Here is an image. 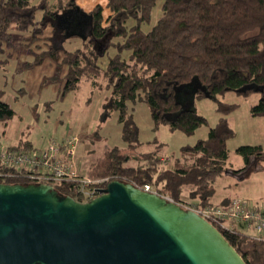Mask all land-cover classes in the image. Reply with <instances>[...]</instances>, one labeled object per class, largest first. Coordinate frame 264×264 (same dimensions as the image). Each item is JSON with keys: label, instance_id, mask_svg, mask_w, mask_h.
<instances>
[{"label": "trees", "instance_id": "16d2710c", "mask_svg": "<svg viewBox=\"0 0 264 264\" xmlns=\"http://www.w3.org/2000/svg\"><path fill=\"white\" fill-rule=\"evenodd\" d=\"M160 1L162 13L150 29L145 30L143 25L151 22L159 0H107V15L102 4L91 11L93 22L82 46L66 50L63 44L68 38L57 29L56 36L62 45L46 51L58 59L63 50L66 90L78 88L83 79L91 80L96 86V79L102 75L111 92L106 99V112L109 116L114 109L118 110L126 147H108L92 163L87 172L89 177H108L110 181L118 179L136 186L154 183L176 202L187 203L186 198H190L202 205L217 204L213 198L219 177L229 172L247 176L263 168L261 144L240 145L237 150L245 166L227 167L228 140L235 135L228 116L238 105L217 96L228 91L244 95L256 92L261 99L252 105L251 112L264 117V0ZM75 2L0 0V50L5 43L13 46L14 31H29L34 36L42 32L50 19L76 6ZM112 46L117 52L103 67L100 58ZM125 52L127 57H124ZM7 61L5 59V63ZM195 77L206 87L209 96L217 100L219 121L210 128L206 138L182 147L181 157L164 164L167 161L164 162V156L159 153L162 144L149 152L140 149V128L130 103L148 104L156 127L165 124L172 130L193 134L207 124L208 119L193 106L184 108L177 100V88ZM250 85L252 89L240 91ZM255 87L262 91H256ZM206 92L199 90L196 97H206ZM2 94L3 91L0 98ZM15 113L8 102L0 99V121L11 119ZM9 147L31 149L35 144L27 141ZM129 150L136 152L131 155ZM130 161L135 163L129 164ZM28 174L25 168L0 165V183H37ZM54 186L61 195L76 199V181L63 179ZM230 200H222V205ZM219 230L247 264H264V241L246 232Z\"/></svg>", "mask_w": 264, "mask_h": 264}, {"label": "water", "instance_id": "95a60500", "mask_svg": "<svg viewBox=\"0 0 264 264\" xmlns=\"http://www.w3.org/2000/svg\"><path fill=\"white\" fill-rule=\"evenodd\" d=\"M79 8L69 7L60 20L70 21L72 31L66 37L87 38L85 29L92 25L93 14ZM199 90L206 92V87L197 77L182 84L178 102L184 108L194 106ZM181 94L187 96L185 102ZM0 264L247 262L198 212L114 179L87 202L61 195L50 183H0Z\"/></svg>", "mask_w": 264, "mask_h": 264}, {"label": "rangeland", "instance_id": "374dc122", "mask_svg": "<svg viewBox=\"0 0 264 264\" xmlns=\"http://www.w3.org/2000/svg\"><path fill=\"white\" fill-rule=\"evenodd\" d=\"M103 2L105 14L109 12L106 0H76L75 4L80 10L91 13L96 3ZM74 6V5H73ZM72 7V6H70ZM56 16L54 20L33 36L29 31H14L12 45L3 44L0 50V98L8 102L15 110V115L7 121H0L1 146L9 147L18 143L33 142L35 147H44L49 139L62 140L68 132H74L79 137L77 147V162L81 172L87 174L92 163L101 157L108 147H126L122 139V125L118 121V110L114 109L109 116L106 112V99L111 95L106 88L104 76L96 79L94 86L91 80L83 79L76 89L66 90V64L63 60L64 52L55 59L46 50L58 49L62 42L57 38V29L61 30L60 23L68 28L61 30L66 37L72 29L69 22L61 21L63 14ZM108 12V13H107ZM162 13L161 1L153 10V18L150 23L143 25L145 30L158 20ZM68 19L70 15H67ZM91 27V25H89ZM85 29L87 34L89 28ZM63 44L66 50H73L82 46L83 39L80 36L66 37ZM117 50L114 46L100 58V64L104 67ZM128 53L125 52L124 57ZM41 62L36 63L37 59ZM5 59L8 61L5 63ZM29 62L27 66L24 63ZM218 99L237 104L238 107L229 114L230 126L235 130V135L228 140L229 158L227 167L239 169L245 166L243 156L237 148L244 144H261L264 147V117L254 116L251 112L252 105L257 104L261 96L253 92L249 95L228 91L218 95ZM134 110L135 119L140 128V140L142 151H152L157 145L162 144L160 154L167 158V162L182 156V147L194 145L199 139L208 136L211 127L217 125L220 114L217 110L218 103L213 97H196L194 106L196 110L208 119V123L201 126L193 134H186L180 130H172L168 125L155 126L151 110L145 102L136 105L130 103ZM108 116V117H107ZM27 150V149H23ZM134 155L136 150L127 151ZM133 160V159H131ZM135 163L130 161L129 164ZM162 163V166H164ZM263 168L253 170L249 175L229 174L219 177L215 183L216 194L214 203L222 204L219 198L232 199L235 195L246 197L260 204H264V161ZM220 196V197H218ZM237 197V196H236ZM186 205L199 202L186 198ZM247 233L252 231L244 229Z\"/></svg>", "mask_w": 264, "mask_h": 264}, {"label": "built area", "instance_id": "2783aa9c", "mask_svg": "<svg viewBox=\"0 0 264 264\" xmlns=\"http://www.w3.org/2000/svg\"><path fill=\"white\" fill-rule=\"evenodd\" d=\"M79 137L74 132H68L57 141L49 139L44 147H34L27 150H18L10 147L0 146V165L15 166L28 170V175L37 183L59 182L63 179H72L77 182L76 200L87 202L102 193L107 187L110 179L91 178L81 172L76 162ZM164 162L167 158H163ZM143 190L155 192L171 200L168 194L162 193L154 183H146L139 186ZM185 208H190L208 219L218 229L228 232H246L259 241H264V204H260L246 197H233L226 205L207 204L198 202L186 205L178 202ZM247 233V232H246Z\"/></svg>", "mask_w": 264, "mask_h": 264}, {"label": "flooded vegetation", "instance_id": "af4514ba", "mask_svg": "<svg viewBox=\"0 0 264 264\" xmlns=\"http://www.w3.org/2000/svg\"><path fill=\"white\" fill-rule=\"evenodd\" d=\"M60 27H61V30L68 28L66 25H63L61 23H60ZM181 98H182L183 102H185V100L187 99V96H182V94H181Z\"/></svg>", "mask_w": 264, "mask_h": 264}, {"label": "crops", "instance_id": "0c3cea01", "mask_svg": "<svg viewBox=\"0 0 264 264\" xmlns=\"http://www.w3.org/2000/svg\"><path fill=\"white\" fill-rule=\"evenodd\" d=\"M106 3H107V0H106ZM98 4H102V5H103L104 3H103V2H100V3H96L95 5H98ZM63 137H64V135H63ZM33 144H34V143H33ZM35 146H36V145H35ZM76 162H77V159H76ZM77 164H78V162H77ZM79 169H80V168H79ZM236 196H239V195H235L234 197H236ZM218 197H220V196H218ZM221 197H222V198H219L220 200H225V198H226L224 195H222Z\"/></svg>", "mask_w": 264, "mask_h": 264}]
</instances>
